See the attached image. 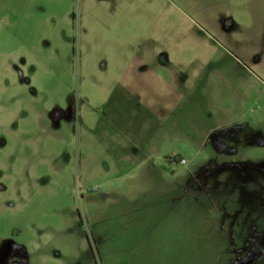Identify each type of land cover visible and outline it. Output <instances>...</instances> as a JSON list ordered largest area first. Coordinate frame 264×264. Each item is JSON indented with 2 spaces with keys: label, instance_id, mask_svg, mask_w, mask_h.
<instances>
[{
  "label": "rangeland",
  "instance_id": "374dc122",
  "mask_svg": "<svg viewBox=\"0 0 264 264\" xmlns=\"http://www.w3.org/2000/svg\"><path fill=\"white\" fill-rule=\"evenodd\" d=\"M0 264H264V0H0Z\"/></svg>",
  "mask_w": 264,
  "mask_h": 264
},
{
  "label": "crops",
  "instance_id": "0c3cea01",
  "mask_svg": "<svg viewBox=\"0 0 264 264\" xmlns=\"http://www.w3.org/2000/svg\"><path fill=\"white\" fill-rule=\"evenodd\" d=\"M139 93V97H142V99H139V103L141 104V110H139V115H140V119L136 122H130L128 124V127L132 126L134 127V125L136 124L138 130V133H136V138L137 140H135L134 142H132L129 138H135V136L133 134H130V136L124 135L121 137V139H118L117 142L118 145H120V149L123 151L125 156H129L128 151L129 148L132 150L133 147L135 151H138L139 153L142 151L144 152L146 149V145L148 142L147 140H155L157 139V127L160 128L161 127V122L157 123V117L158 114L162 113V104H163V100H162V91H136ZM171 93L174 91H170ZM176 100V104L178 105V100L176 98L173 97L172 101ZM168 104H169V100ZM166 102V100H165ZM174 104V103H173ZM150 112L151 115L154 117V119L150 122L145 121L146 118V113ZM175 126L178 129V120L175 121ZM150 129V131L148 133H146V130ZM126 132H123V134H125ZM156 141V140H155ZM132 142V144L130 145V143ZM133 145V146H132ZM136 145V146H135ZM142 145H144V148L142 147ZM150 150H153L152 148ZM135 153V152H133Z\"/></svg>",
  "mask_w": 264,
  "mask_h": 264
},
{
  "label": "built area",
  "instance_id": "2783aa9c",
  "mask_svg": "<svg viewBox=\"0 0 264 264\" xmlns=\"http://www.w3.org/2000/svg\"><path fill=\"white\" fill-rule=\"evenodd\" d=\"M176 156H177V155H175V157H176ZM174 159H175V158H174ZM186 161H187V160H186V158H184V157L180 158V160H179V162L182 163V164H183V163H186Z\"/></svg>",
  "mask_w": 264,
  "mask_h": 264
},
{
  "label": "trees",
  "instance_id": "16d2710c",
  "mask_svg": "<svg viewBox=\"0 0 264 264\" xmlns=\"http://www.w3.org/2000/svg\"><path fill=\"white\" fill-rule=\"evenodd\" d=\"M178 156V155H177ZM177 156L176 157H174L175 159H177ZM180 158H182V157H180ZM180 158L178 159V160H180Z\"/></svg>",
  "mask_w": 264,
  "mask_h": 264
}]
</instances>
